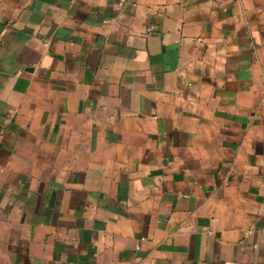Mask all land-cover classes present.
Masks as SVG:
<instances>
[{
	"label": "crops",
	"instance_id": "1",
	"mask_svg": "<svg viewBox=\"0 0 264 264\" xmlns=\"http://www.w3.org/2000/svg\"><path fill=\"white\" fill-rule=\"evenodd\" d=\"M0 264H264V0H0Z\"/></svg>",
	"mask_w": 264,
	"mask_h": 264
}]
</instances>
